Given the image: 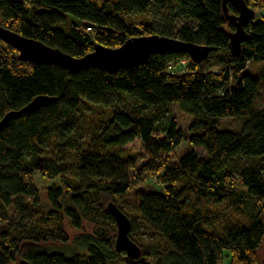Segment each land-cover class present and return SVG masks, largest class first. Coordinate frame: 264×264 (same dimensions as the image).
<instances>
[{
	"label": "trees",
	"instance_id": "16d2710c",
	"mask_svg": "<svg viewBox=\"0 0 264 264\" xmlns=\"http://www.w3.org/2000/svg\"><path fill=\"white\" fill-rule=\"evenodd\" d=\"M223 1L0 0V25L75 58L154 35L214 49L200 64L167 52L113 75H74L23 62L0 39V121L37 97L56 99L0 132V264H219L224 251L232 264H257L264 0H244L256 18L239 51L229 19L239 14L231 2L225 14ZM173 105L192 118L187 131ZM137 140L143 152L126 149ZM110 203L131 221L140 258L116 251Z\"/></svg>",
	"mask_w": 264,
	"mask_h": 264
},
{
	"label": "water",
	"instance_id": "95a60500",
	"mask_svg": "<svg viewBox=\"0 0 264 264\" xmlns=\"http://www.w3.org/2000/svg\"><path fill=\"white\" fill-rule=\"evenodd\" d=\"M231 2L238 11L237 17H230L231 22L236 23L237 31L231 36V44L234 50L239 51L241 45L248 37L245 27L256 18V13L244 0H224V13H228L227 3ZM0 39L18 51L20 60L34 65H46L61 67L71 74H78L81 71L101 68L110 75L120 70L138 67L152 55L167 52H185L197 64L202 63L214 50L211 47L199 46L186 43L178 39L154 35L138 37L128 40L119 48L111 49L96 45L95 50L81 58H75L59 49L51 48L41 41L27 38L15 31L0 25ZM56 99L40 96L34 99L21 111L8 113L0 121V132L9 122L24 113L36 112L44 106L55 102ZM109 212L113 215L117 227L116 251L125 252L131 259H138L141 256L140 248L131 240L130 233L132 224L129 218L113 203L108 206ZM18 264H29L21 260Z\"/></svg>",
	"mask_w": 264,
	"mask_h": 264
},
{
	"label": "rangeland",
	"instance_id": "374dc122",
	"mask_svg": "<svg viewBox=\"0 0 264 264\" xmlns=\"http://www.w3.org/2000/svg\"><path fill=\"white\" fill-rule=\"evenodd\" d=\"M171 109H172L173 116H174L175 120L177 121L178 125L182 129L187 131L189 126H190V124H191V122H192V118L187 116V115H185L184 113H182L177 105H173L171 107ZM227 122L230 123L232 126L236 125V123L234 121H228L227 120ZM126 149H128L130 151H134V152H143L144 151L143 145H142V143L139 140L135 141L132 144H129L126 147ZM184 150H185V147L183 146V148L181 150H179L177 154L179 156L182 155ZM147 163H149V157L148 156L146 157V159L140 160L139 163H138V166H139V168H141L142 166H144ZM144 184L146 186L153 187L154 190H161V186H160L158 180H156V178L153 179V180H151L149 178V179H147L145 181ZM39 185H42V187H45V186L48 185V181L46 182V181H43V179H41ZM67 230H68V232H69V234L71 236V239H73L75 234H76V231H74L70 227H68ZM117 232H118V230H117ZM134 238L136 239L137 237L135 236ZM231 262H232L231 253L224 251L223 255L221 256L219 264H232ZM257 264H264V241H263V244L261 246V249L257 253Z\"/></svg>",
	"mask_w": 264,
	"mask_h": 264
},
{
	"label": "built area",
	"instance_id": "2783aa9c",
	"mask_svg": "<svg viewBox=\"0 0 264 264\" xmlns=\"http://www.w3.org/2000/svg\"><path fill=\"white\" fill-rule=\"evenodd\" d=\"M90 30V29H89Z\"/></svg>",
	"mask_w": 264,
	"mask_h": 264
}]
</instances>
